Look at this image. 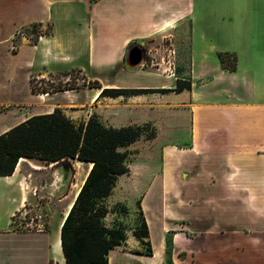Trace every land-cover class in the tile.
I'll list each match as a JSON object with an SVG mask.
<instances>
[{
    "label": "crops",
    "instance_id": "obj_1",
    "mask_svg": "<svg viewBox=\"0 0 264 264\" xmlns=\"http://www.w3.org/2000/svg\"><path fill=\"white\" fill-rule=\"evenodd\" d=\"M35 27L42 32L36 42L28 36ZM136 46L148 61L132 67L127 57ZM170 48L177 79L166 74ZM222 57L234 59L236 69H225ZM72 71L100 86L78 107L50 104L56 95L32 91V78ZM186 77L191 90L175 92ZM105 89L150 92L100 97ZM0 108H10L0 122L13 118L4 119L0 135L57 108L110 128L150 125L159 171L140 180L149 191L159 185L166 216L155 264H264V0H0ZM130 116L149 123L126 124ZM187 128L189 138H179ZM141 142L128 147L130 157ZM129 174L118 179L108 204H116ZM145 196L135 199L144 216ZM25 206L19 201L11 216ZM53 238L16 231L11 218L0 230V264H59ZM138 248L123 253L156 260L154 246L153 256Z\"/></svg>",
    "mask_w": 264,
    "mask_h": 264
},
{
    "label": "trees",
    "instance_id": "obj_2",
    "mask_svg": "<svg viewBox=\"0 0 264 264\" xmlns=\"http://www.w3.org/2000/svg\"><path fill=\"white\" fill-rule=\"evenodd\" d=\"M38 27H35L36 29ZM51 27L47 34L50 33ZM42 32L28 35L36 42ZM223 67L234 71V65L227 64L222 57ZM32 78L34 93L49 94L43 88L37 90ZM44 82V81H43ZM91 88H100L95 82ZM58 89L55 92L68 91ZM191 90V83L178 82L175 92ZM149 90L105 89L100 97L117 98L135 94L149 93ZM146 136V133L149 132ZM150 141L156 138V130L150 125H135L123 128L106 127L97 117L77 125L65 112L57 108L50 114L38 115L19 124L0 135V177L12 176L22 158L37 159L46 163H59L65 166L72 161L92 164L62 228L61 242L66 264H109L110 253L126 247L129 236L122 224H108L115 205L129 207L123 203L108 204L113 195L118 179L130 173L131 152L128 149L142 138ZM140 206L142 215L144 213ZM123 204V205H122ZM134 236L141 246H148V253L137 254L152 256L149 228L144 217L141 229H136ZM54 264V261L51 262Z\"/></svg>",
    "mask_w": 264,
    "mask_h": 264
},
{
    "label": "rangeland",
    "instance_id": "obj_3",
    "mask_svg": "<svg viewBox=\"0 0 264 264\" xmlns=\"http://www.w3.org/2000/svg\"><path fill=\"white\" fill-rule=\"evenodd\" d=\"M48 29L49 28H46L44 31L47 32ZM38 32H41L39 28L32 30L31 34L34 35L33 39L36 38ZM230 64H234V59H230ZM177 78L179 77L176 74L175 79ZM35 79L34 85L37 90L41 91L43 88L48 89L50 92L49 94L57 96L50 104H57L60 107H64L65 105H70L74 108L78 107L77 105L82 104L84 98H86L87 91L94 86L93 81H89L84 75L77 71L55 75L46 74L35 77ZM182 79L183 80L179 82L181 85L190 83L187 77ZM173 80L174 79L171 81ZM70 88H73V90L52 93L58 89L64 90ZM9 109L0 108V113ZM46 109L47 108H45V110ZM78 115H76L78 118L67 116L79 125L83 123L84 120L80 118L83 114ZM4 119H8L7 121H9L11 118H3L0 122V127L4 121H6ZM12 120L13 118L11 121ZM123 121L126 122V124L130 122L137 124L149 123L148 117L137 116L124 117ZM180 123L182 122H174V124ZM163 125L167 126L168 124L161 123L160 127H163ZM186 125L189 126L190 124L188 125V122H186ZM149 133L150 131L146 133V136L149 135ZM176 134L179 138H189L188 128ZM141 140H143V142L133 147V156L130 157L129 164L132 172L129 176L121 180L120 189L117 192L118 194L113 198V203H118L121 199H125L129 210L124 209V206L115 205L113 207L114 214H112V218H110L108 224H122L126 228L130 240L128 248L121 247L117 249V252L113 255L112 264H151L150 262H154L153 264H155L158 263L159 259L163 256L161 249L163 240L162 225L166 216L164 215L163 202L159 195V185H156L152 191H149L146 181H144L146 173L153 175L159 171L160 155L154 144H150V141L146 140L145 137ZM164 140L166 139L161 138L159 140V148L163 147L164 144L162 145L161 143ZM157 165L158 167L155 168L154 166ZM88 167L87 164H80L76 161H72L71 165L65 166L59 163H46L41 160L33 159L21 164L17 174L11 178L12 180H4V178L0 177V230L9 228L12 218L14 230L20 232L48 233L51 239L54 237V240L58 229L61 228L62 222L66 217L69 206L75 201L77 193L84 184L87 174L89 173ZM16 177L19 178L20 181L15 180ZM148 177L150 178V176ZM142 178L144 179L140 180ZM140 192L146 195L143 205L145 216L150 226L151 239H146L145 241H149L151 243L150 245L154 246L158 254L157 258L155 257L156 260L144 256H125L123 253H133L136 249H139V242H137L134 232L136 229H141L145 217L142 215L138 203H135V199L138 198ZM23 200L26 202V206L21 212H18L12 217L11 213L15 209L16 204ZM39 229L43 230V232H39ZM141 247L143 253H148L147 245H142ZM170 253L171 249L168 243L166 250L167 258ZM53 256L55 257V263L62 264L61 256L58 257L54 251ZM167 264L171 263L167 262Z\"/></svg>",
    "mask_w": 264,
    "mask_h": 264
},
{
    "label": "bare ground",
    "instance_id": "obj_4",
    "mask_svg": "<svg viewBox=\"0 0 264 264\" xmlns=\"http://www.w3.org/2000/svg\"><path fill=\"white\" fill-rule=\"evenodd\" d=\"M28 160H29V159H27V158H22V159L20 160V163H19V165H18V168H17V170H16V173H15L14 175H12L10 178H9V177L4 178V180H9V179L13 178V177L17 174V172L19 171V166H20L21 164L27 162ZM91 165H92V164L89 165V168H90ZM78 193H79V192H78ZM78 193H77V195H78ZM77 195H76V197H77ZM73 203H74V202H73ZM73 203L69 206V210H68V212L70 211V209H71ZM68 212H67V214H68ZM67 214H66V216H67ZM65 218H66V217H65ZM64 220H65V219H64ZM64 220H63V222H64ZM63 222H62V225H63ZM62 225H61V228H62ZM61 228L58 229V232L56 233L57 235L55 236V239H54V252L57 254L58 257H59V256L62 257V264H63V263L66 264L65 257H64V253H63V249H62V242H61Z\"/></svg>",
    "mask_w": 264,
    "mask_h": 264
},
{
    "label": "water",
    "instance_id": "obj_5",
    "mask_svg": "<svg viewBox=\"0 0 264 264\" xmlns=\"http://www.w3.org/2000/svg\"><path fill=\"white\" fill-rule=\"evenodd\" d=\"M142 49L139 46L132 48L128 54L127 62L132 67H137L143 63Z\"/></svg>",
    "mask_w": 264,
    "mask_h": 264
},
{
    "label": "built area",
    "instance_id": "obj_6",
    "mask_svg": "<svg viewBox=\"0 0 264 264\" xmlns=\"http://www.w3.org/2000/svg\"><path fill=\"white\" fill-rule=\"evenodd\" d=\"M13 49L17 50V46L14 45ZM174 55H175L174 51L172 50V48H170V50L167 51V57H166V59H167L166 62L169 65V69L166 71V74L169 75L172 78L176 77V67H175ZM150 65H152V63ZM154 66H156V65H153V67ZM38 231L39 232H43V230H41V229H39Z\"/></svg>",
    "mask_w": 264,
    "mask_h": 264
},
{
    "label": "flooded vegetation",
    "instance_id": "obj_7",
    "mask_svg": "<svg viewBox=\"0 0 264 264\" xmlns=\"http://www.w3.org/2000/svg\"><path fill=\"white\" fill-rule=\"evenodd\" d=\"M142 51H143V53H142V59H143L144 61H147V60H148V56H147L145 50L142 49Z\"/></svg>",
    "mask_w": 264,
    "mask_h": 264
}]
</instances>
